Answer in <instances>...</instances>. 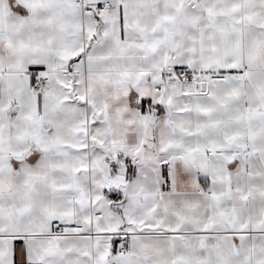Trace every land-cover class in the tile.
I'll use <instances>...</instances> for the list:
<instances>
[{
	"label": "snow or ice",
	"instance_id": "snow-or-ice-1",
	"mask_svg": "<svg viewBox=\"0 0 264 264\" xmlns=\"http://www.w3.org/2000/svg\"><path fill=\"white\" fill-rule=\"evenodd\" d=\"M0 264H264V0H0Z\"/></svg>",
	"mask_w": 264,
	"mask_h": 264
}]
</instances>
